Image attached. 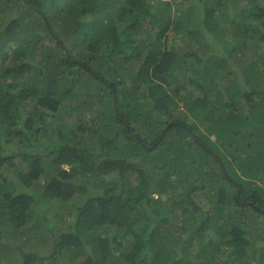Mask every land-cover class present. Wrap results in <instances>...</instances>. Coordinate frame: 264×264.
<instances>
[{
  "label": "trees",
  "instance_id": "trees-1",
  "mask_svg": "<svg viewBox=\"0 0 264 264\" xmlns=\"http://www.w3.org/2000/svg\"><path fill=\"white\" fill-rule=\"evenodd\" d=\"M257 253L264 0H0V264Z\"/></svg>",
  "mask_w": 264,
  "mask_h": 264
},
{
  "label": "rangeland",
  "instance_id": "rangeland-1",
  "mask_svg": "<svg viewBox=\"0 0 264 264\" xmlns=\"http://www.w3.org/2000/svg\"><path fill=\"white\" fill-rule=\"evenodd\" d=\"M170 35V40H171V38L173 37V34L172 33H170L169 34ZM49 43V42H48ZM47 43V44H48ZM50 44V43H49ZM8 61V60H7ZM165 88L168 90V86H165ZM188 88H190V90L192 89L191 87H188ZM144 89V88H143ZM145 90H146V88L144 89V92H145ZM140 92V91H139ZM148 102H150V101H148ZM151 103V102H150ZM178 103V106H180L181 108H183V104L181 103V102H177ZM152 107V106H151ZM150 107V108H151ZM147 110L148 108H145V106L142 108V110L144 111V110ZM73 124V123H72ZM72 126V125H71ZM164 130H166V127H165V129ZM44 140H42V141H40V142H43ZM141 161H143L144 159H143V157L142 158H139ZM2 176V175H1ZM106 178H108L109 180H110V178H111V176L110 175H107V177ZM99 192H100V190H99ZM259 246V245H258ZM257 256H256V258L254 257V258H250V263L249 264H255V262H257L260 258H261V254L260 253H257L256 254Z\"/></svg>",
  "mask_w": 264,
  "mask_h": 264
},
{
  "label": "clouds",
  "instance_id": "clouds-1",
  "mask_svg": "<svg viewBox=\"0 0 264 264\" xmlns=\"http://www.w3.org/2000/svg\"><path fill=\"white\" fill-rule=\"evenodd\" d=\"M164 1H171V0H164ZM172 2H173V0H172ZM165 86H167L166 84L164 85V87ZM166 89V88H165ZM169 86H168V90L167 91H169ZM186 90V89H185ZM175 101L176 102H181V101H178L177 99H175ZM150 103V102H149ZM182 103V102H181ZM178 104V103H177ZM183 104V103H182ZM180 107V106H179ZM184 107V106H183ZM181 108V107H180ZM181 109H183V108H181ZM163 129H165V128H163ZM168 130V127H166V130H163L161 133H160V135H159V137H158V139H161L162 138V136L164 135V133L166 132ZM195 138V137H194ZM212 138V137H211ZM198 143H199V145L202 147V145H204L202 142H200V141H198ZM205 146V145H204ZM206 147V146H205ZM146 148H149L148 146H146ZM203 148V147H202ZM208 148V147H207ZM209 149V148H208ZM211 150V149H210ZM212 151V150H211ZM215 153V152H214ZM216 154V153H215ZM217 155V154H216ZM218 156V155H217ZM219 158V157H218Z\"/></svg>",
  "mask_w": 264,
  "mask_h": 264
},
{
  "label": "water",
  "instance_id": "water-1",
  "mask_svg": "<svg viewBox=\"0 0 264 264\" xmlns=\"http://www.w3.org/2000/svg\"><path fill=\"white\" fill-rule=\"evenodd\" d=\"M45 21H46V20H45ZM46 25L48 26L47 21H46ZM122 121H124V119H122ZM159 140H160V139H158L157 142H159ZM202 147H203V149H204L207 153L211 154V155H212L213 157H215L216 159H219L218 156H217L213 151H211L210 149H208V148L205 147L204 145H202ZM147 149H149V148H147ZM224 174H225L226 177H228V175H227V173L225 172V170H224Z\"/></svg>",
  "mask_w": 264,
  "mask_h": 264
}]
</instances>
